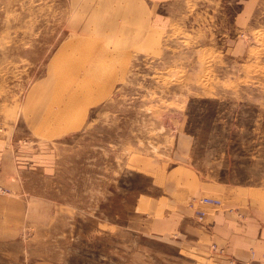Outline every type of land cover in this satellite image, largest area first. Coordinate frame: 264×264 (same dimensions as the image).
Returning <instances> with one entry per match:
<instances>
[{"label":"rangeland","instance_id":"1","mask_svg":"<svg viewBox=\"0 0 264 264\" xmlns=\"http://www.w3.org/2000/svg\"><path fill=\"white\" fill-rule=\"evenodd\" d=\"M0 140L28 264H195L181 187L198 221L264 187V0H0Z\"/></svg>","mask_w":264,"mask_h":264},{"label":"crops","instance_id":"2","mask_svg":"<svg viewBox=\"0 0 264 264\" xmlns=\"http://www.w3.org/2000/svg\"><path fill=\"white\" fill-rule=\"evenodd\" d=\"M147 1L162 3L163 0ZM162 23L161 18H154L155 27ZM3 143L4 140H0V187L9 193L0 194V264H28L15 253L18 244H13L10 239L24 226L22 197L17 192L22 186L21 169L16 166L19 151L15 152L14 146ZM194 189L183 186L178 192L179 209L174 217V232L181 235L180 244L185 243L195 250V264H264V187L245 195L236 189L224 193V205L204 207L206 215L202 221L195 219L194 209L183 203ZM158 202L152 203L151 212L160 208V215L155 219L151 214L147 219L148 234L150 228L151 232L168 236L172 233L171 219L163 210L164 204L157 206ZM29 264L56 263L44 258Z\"/></svg>","mask_w":264,"mask_h":264},{"label":"built area","instance_id":"3","mask_svg":"<svg viewBox=\"0 0 264 264\" xmlns=\"http://www.w3.org/2000/svg\"><path fill=\"white\" fill-rule=\"evenodd\" d=\"M202 201H203V203H206V204L211 205V206H214V205L217 206V205L221 204L220 200H218V199L204 198ZM196 215L197 216H203L204 211L199 209L196 211Z\"/></svg>","mask_w":264,"mask_h":264},{"label":"bare ground","instance_id":"4","mask_svg":"<svg viewBox=\"0 0 264 264\" xmlns=\"http://www.w3.org/2000/svg\"><path fill=\"white\" fill-rule=\"evenodd\" d=\"M127 31V30H126ZM117 34V33H116ZM118 42H119V40H118ZM123 42V41H122ZM118 45H119V43H118ZM97 76L99 77V74H97ZM90 78H94V77H90ZM100 78H102V77H100ZM204 198H211V197H207V196H204V197H202V198H200V203H203V199ZM211 199H217V198H211ZM219 200V199H218ZM203 204H206V203H203ZM201 217H203V216H198V218H201Z\"/></svg>","mask_w":264,"mask_h":264}]
</instances>
